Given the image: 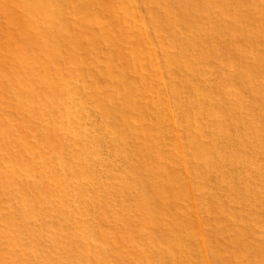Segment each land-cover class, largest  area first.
<instances>
[{"label":"bare ground","instance_id":"1","mask_svg":"<svg viewBox=\"0 0 264 264\" xmlns=\"http://www.w3.org/2000/svg\"><path fill=\"white\" fill-rule=\"evenodd\" d=\"M63 1L0 0V264H264V0Z\"/></svg>","mask_w":264,"mask_h":264},{"label":"rangeland","instance_id":"2","mask_svg":"<svg viewBox=\"0 0 264 264\" xmlns=\"http://www.w3.org/2000/svg\"><path fill=\"white\" fill-rule=\"evenodd\" d=\"M62 5H63V8H64V15H65V17L66 16H69V18L67 17V19L65 20H62V21H60V22H62V23H64L66 26H67V28L68 29H70V30H72L75 34H78V32L81 34L82 33V30H83V28L82 27H80L79 25H78V22H77V20H76V17H77V15H76V13H75V11L73 12V8H74V6H75V4H74V2H73V0H71V1H69V0H64L63 1V3H62ZM72 16V17H71ZM101 20H103V19H101ZM89 31H90V33L92 34V35H94L95 36V34H97V27H96V25H90V27H89ZM44 33H46L53 41H61L62 40V38H61V36H59V35H57L56 33H53V32H51V31H49V30H46V29H44ZM60 37V38H59ZM72 37H74L75 39L76 38H78V35H72ZM71 37V38H72ZM56 38V39H55ZM23 47L25 48V50L27 51V52H30V47H29V45L28 44H26V43H24V45H23ZM128 48V47H127ZM77 52L82 56V57H85L86 59L89 57V59H92V60H95V58L93 57L94 56V53H91L90 54V52H89V55H87V53H88V51L85 49V47L83 46H81L80 48H78V49H75L74 51H70V53L71 54H74V53H76L77 54ZM126 52L129 54L130 53V50L129 49H127L126 50ZM102 57H103V62L101 63V62H96V60L94 61V63H93V72H94V74L96 75L95 76V78H94V81H95V83H97V85H99V86H105L106 85V81L103 79V78H101V75L100 74H104V72H105V69H106V67L107 66H111V67H114L115 68V58H111V57H109L106 53H104L103 55H102ZM68 59V57H66V60ZM55 61H57V60H55ZM86 64V63H85ZM84 67H86L84 64H82L80 67H79V70H81L82 71V73H83V77L79 80H77L76 82L77 83H75V85H76V87H78L80 84H82V83H84L85 84V82H83L82 80H86V78H88V77H86V75L88 74L87 73V70L88 69H83ZM88 67V66H87ZM149 70V71H148ZM161 70V72H164V69H160ZM143 72L145 73V75H148L149 74V72H150V69H147V67H146V69H144L143 70ZM105 75V74H104ZM106 76V78L108 77L107 75H105ZM112 80V79H111ZM81 81V82H80ZM104 81V82H103ZM113 81V80H112ZM80 83V84H79ZM103 84H105V85H103ZM72 85V84H71ZM78 85V86H77ZM148 90V89H147ZM76 91V90H75ZM156 94H155V93ZM151 93V94H150ZM77 98H79L80 97V93H78L77 95ZM157 96V97H156ZM148 98V99H147ZM81 100H83L82 98H81ZM148 101L149 103H150V105H151V107H152V109H150V110H146V111H142V114L143 113H145V115H143V126H145V128H154V127H160V128H162L163 130H165V128H169V129H172V125H171V123H169L168 121H169V119L170 118H172V112L170 111V109L168 108V107H166V106H164L163 105V103L164 102H166V101H168V100H170V101H172V99H171V97H170V95H169V93H168V91H167V89H165V90H163V91H159V90H154V91H145L144 92V97H141L140 96V99H139V101L140 102H145V101ZM161 100H163V101H161ZM156 106V107H155ZM85 107V109H84V111H82L86 116H85V118H84V121L83 122H81V124H80V127H78L81 131H87V132H89L90 131V133H88L87 135H88V137L90 138L91 137V133H92V130H93V122H92V120L91 119H93L94 118V116L93 115H91V113L90 112H92L93 111V108L91 107V106H89L88 107V105H85L84 106ZM88 111V112H87ZM3 112H6V111H3ZM158 112H160L161 113V115H159V114H157ZM150 113V114H149ZM164 113V115H162ZM89 115V116H88ZM163 118V119H162ZM168 124V126H166ZM191 125H193V124H191ZM97 126V125H96ZM86 129V130H85ZM175 131H169L170 133H171V135H170V139H169V144H171L172 145V143H173V145L172 146H176V145H178V144H180V155H179V153L178 152H176V156L177 157H181V154H182V152L184 151V150H186V148H187V139H186V133H185V131L184 130H182V129H179L178 127H175ZM179 129V130H178ZM75 141L76 140H79V142H80V140L81 139H78L77 138V136H75V138H73ZM138 140V139H137ZM139 141V140H138ZM163 141H164V143H165V141L166 140H162V141H160V143H163ZM77 142V141H76ZM126 143L129 145V146H131L132 145V143H134V145L136 144V139H135V137H134V135H130L127 139H126ZM106 145H108V144H110V142H106L105 143ZM153 144H155V146H156V143H154L153 142ZM138 146V145H137ZM137 146H136V148H137ZM165 146H167V144L165 143ZM168 147V146H167ZM138 149V148H137ZM132 150H134L133 152H132V154H133V158H137V157H139L138 156V154L135 152L136 150H135V148H132ZM109 152L111 153V149L109 150ZM105 155V156H104ZM100 156L104 159V163H109L110 162V160L108 161V159H110V157H109V155H108V152H107V149H106V147H104V148H102L101 150H100ZM115 163H117L118 165H114V169H122L121 167H120V164L117 162V160H115ZM122 164V163H121ZM90 170L91 171H95L96 173H95V175H97L98 176V174H99V172L97 171V168L95 167L94 168V170L93 169H91V167H90ZM185 173V171H183L182 172V174H184ZM207 182L208 183H212V184H210L211 186H214L215 185V182L214 181H210V179H208L207 180ZM203 232L204 233H208V229H204L203 230ZM201 238H203L202 236L200 237V240H201ZM239 245V244H238ZM238 249H240L239 247H238Z\"/></svg>","mask_w":264,"mask_h":264}]
</instances>
